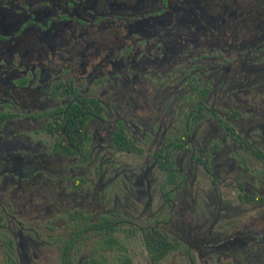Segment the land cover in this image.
Returning <instances> with one entry per match:
<instances>
[{
  "label": "flooded vegetation",
  "instance_id": "obj_1",
  "mask_svg": "<svg viewBox=\"0 0 264 264\" xmlns=\"http://www.w3.org/2000/svg\"><path fill=\"white\" fill-rule=\"evenodd\" d=\"M246 1L0 0V264H264Z\"/></svg>",
  "mask_w": 264,
  "mask_h": 264
},
{
  "label": "rangeland",
  "instance_id": "obj_2",
  "mask_svg": "<svg viewBox=\"0 0 264 264\" xmlns=\"http://www.w3.org/2000/svg\"><path fill=\"white\" fill-rule=\"evenodd\" d=\"M198 1H200V0H198ZM203 1V4L201 3H199L198 5L200 6V5H203V7L204 6H207V10H205V12L208 14V16H210V14H213L214 12H216L215 11V9L213 8L214 7V3H215V0H202ZM259 1H261V0H259ZM197 2V1H196ZM234 3H236V5H244V4H247V1L246 0H234ZM228 4V3H227ZM229 6H230V3L228 4ZM257 6L258 7H260V8H257L256 9V19H255V23H254V28L256 29V32L255 33H253L252 35V37H243L244 39H245V41H247V42H249L250 41V39L251 40H254V39H259V38H261V36L263 35V33H264V3L263 4H258L257 3ZM203 10V9H202ZM204 11V10H203ZM229 11L231 12V9H229ZM236 13V12H235ZM237 16L236 17H233V21L236 23V24H238L239 22L240 23H242L243 22V18L242 17H244V18H246V16H247V14L244 12L243 14H242V16H241V14H240V12H237ZM240 14V15H239ZM191 18V20L192 19H194L192 16L190 17ZM206 19H207V17H206ZM252 20L253 19H251L250 18V22L252 23ZM246 23H248V22H246ZM194 24H195V26H194ZM220 24H221V22H219V21H216L215 22V26H217V27H220ZM231 24V22H228L227 23V25L226 26H229ZM199 26V27H203V26H206L205 25V23H203V22H194L193 23V25H192V27H196V26ZM197 26V27H198ZM224 26V25H223ZM226 26H224L223 27V29L224 30H226V29H228ZM233 28V27H232ZM260 30V31H259ZM225 32H227V31H225ZM225 37H224V39H226V41H227V43L228 44H230L231 43V38L230 37H227V35H228V33H225ZM242 39H239V40H237V42L238 43H242ZM239 60H242L241 58H239ZM238 60V61H239ZM237 61V62H238ZM242 64H243V62H242ZM242 68H245L244 70H249V71H251V73L253 72L254 74L256 73L254 70H253V67L250 65V64H245V65H242ZM256 75V74H255Z\"/></svg>",
  "mask_w": 264,
  "mask_h": 264
},
{
  "label": "trees",
  "instance_id": "obj_3",
  "mask_svg": "<svg viewBox=\"0 0 264 264\" xmlns=\"http://www.w3.org/2000/svg\"><path fill=\"white\" fill-rule=\"evenodd\" d=\"M244 57V61L251 62L250 65L253 67V70L256 72V75H264V46L258 49H253V53L249 58Z\"/></svg>",
  "mask_w": 264,
  "mask_h": 264
}]
</instances>
